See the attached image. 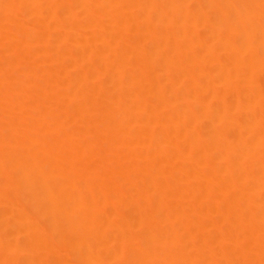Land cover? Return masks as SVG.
I'll return each instance as SVG.
<instances>
[{
  "label": "bare ground",
  "instance_id": "6f19581e",
  "mask_svg": "<svg viewBox=\"0 0 264 264\" xmlns=\"http://www.w3.org/2000/svg\"><path fill=\"white\" fill-rule=\"evenodd\" d=\"M0 264H264V0H0Z\"/></svg>",
  "mask_w": 264,
  "mask_h": 264
}]
</instances>
